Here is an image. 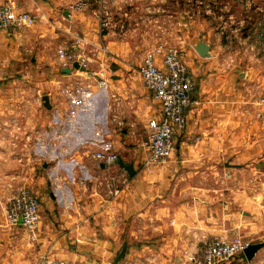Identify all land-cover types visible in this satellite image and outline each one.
I'll return each instance as SVG.
<instances>
[{"label": "crops", "instance_id": "obj_1", "mask_svg": "<svg viewBox=\"0 0 264 264\" xmlns=\"http://www.w3.org/2000/svg\"><path fill=\"white\" fill-rule=\"evenodd\" d=\"M77 1L0 0L35 17L29 28L0 31V197L22 185L40 197L34 239L20 224L0 223V264H113L123 243L118 264H189L214 237L264 243V78L217 68L211 46L208 58L186 52L195 103L172 155L148 163L129 135L143 127L145 136L160 108L131 77L143 56L134 59L113 33L137 32L134 22L120 18L124 27L100 36L95 11H73ZM85 1L120 16L130 0ZM77 34L107 47L91 78L58 64L57 49ZM131 112L145 116L137 127ZM98 151L116 154V163H98ZM263 260L264 247L245 263Z\"/></svg>", "mask_w": 264, "mask_h": 264}, {"label": "built area", "instance_id": "obj_2", "mask_svg": "<svg viewBox=\"0 0 264 264\" xmlns=\"http://www.w3.org/2000/svg\"><path fill=\"white\" fill-rule=\"evenodd\" d=\"M90 2L78 0L72 9L75 12L88 10ZM100 36L111 28L110 14L106 8L96 10ZM35 24V17L27 11H19L10 4H0V31L25 29ZM106 33V32H105ZM102 39V37H101ZM107 53L101 41L93 45L81 35H74L71 44L57 49L56 56L60 69H74V64L85 70L98 60V53ZM140 77L151 98L160 108V118L147 122L145 138L139 143L147 155L148 163H161L169 158L176 148V139L187 126V111L195 103L192 93L195 89L191 70L180 56L172 50L158 47L148 51L138 67ZM73 72H78L74 69ZM91 76V77H93ZM89 77V78H91ZM95 80L98 88L107 86L105 80ZM264 102V100H262ZM98 163L110 166L116 163L114 153L98 151L94 154ZM110 185V184H109ZM40 220L39 199L31 188L17 187L8 198L6 222L10 226L22 225L34 239V231ZM246 244L239 238L215 237L205 242L199 254L190 256V264H220L243 253ZM38 264H75L63 260H41ZM264 264V260L261 262Z\"/></svg>", "mask_w": 264, "mask_h": 264}, {"label": "rangeland", "instance_id": "obj_3", "mask_svg": "<svg viewBox=\"0 0 264 264\" xmlns=\"http://www.w3.org/2000/svg\"><path fill=\"white\" fill-rule=\"evenodd\" d=\"M124 6L125 11L122 12L127 16L122 15V12L118 16L112 10L106 9L112 23L110 29L124 27L125 20L131 19L134 22L137 32H113L120 35L121 38L118 40L131 45V52L134 49L132 54L134 59L143 56L142 62L148 51L163 47L165 50L176 52L189 67L184 54L188 51L194 54L196 42L204 40L212 47V55H215L216 62L220 64L217 68L222 66L221 68H225L221 69L222 71H242L244 78H247L246 75L249 73L254 83L264 78V0H130L124 3ZM97 9L91 6L88 11ZM95 17L97 18L96 15ZM120 18L125 20L119 21ZM95 71L98 69L95 68ZM78 73L86 79L89 78L84 72ZM131 73L133 81L141 82L143 85L138 68L135 67ZM41 92L43 93L42 88ZM93 109V114L97 115L98 106H94ZM144 117L142 113L133 112L129 116L132 121L136 118L134 121L136 127L142 123ZM117 126L119 134L120 128L124 125ZM137 131L130 133L129 136H132V141L139 144L145 138V131L143 127ZM37 197L40 203V197L38 195ZM7 206L8 199L3 195L0 197V223L3 224L4 222L7 224ZM234 237L247 245V239L242 237V234ZM242 254L220 264H237V257H241ZM243 261L242 264H246L244 258Z\"/></svg>", "mask_w": 264, "mask_h": 264}, {"label": "water", "instance_id": "obj_4", "mask_svg": "<svg viewBox=\"0 0 264 264\" xmlns=\"http://www.w3.org/2000/svg\"><path fill=\"white\" fill-rule=\"evenodd\" d=\"M210 45L204 43L202 40L198 41L197 44L194 46L195 52L200 56L201 58H208L210 57ZM74 69L84 72L87 76L91 77L93 74L87 70H85L82 67H79L77 64H74ZM73 68L69 69H62L63 74H71L74 70ZM43 106L46 109H50L51 106L49 104V98L48 96L44 95L42 97ZM118 165L123 168L129 176H133L135 174V171L133 169L132 164H125L123 163L122 159H118ZM103 167V166H102ZM127 244L123 243L120 250L117 252L115 259L113 261V264H118L125 255ZM264 247V243H255V244H247L246 247L243 250V254L248 262H251V260L255 257V254Z\"/></svg>", "mask_w": 264, "mask_h": 264}]
</instances>
